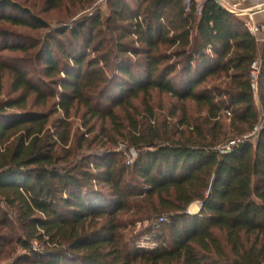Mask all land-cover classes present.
Returning a JSON list of instances; mask_svg holds the SVG:
<instances>
[{
	"label": "trees",
	"instance_id": "1",
	"mask_svg": "<svg viewBox=\"0 0 264 264\" xmlns=\"http://www.w3.org/2000/svg\"><path fill=\"white\" fill-rule=\"evenodd\" d=\"M94 1L43 5L84 10ZM196 6L108 0L106 14L46 32L29 9L0 0V12L16 13L0 22L45 31L30 47L6 49L34 51L37 80L49 84L46 93L27 71L0 64L10 78L0 101V263L264 264V129L216 150L227 130L244 136L264 116V45L213 0L200 14ZM155 92L190 101L196 113L189 119L182 107V118L157 119ZM72 112L83 132L72 133ZM125 144L137 150L130 167L115 151ZM84 148L104 151L76 161ZM152 218L141 250L124 232Z\"/></svg>",
	"mask_w": 264,
	"mask_h": 264
},
{
	"label": "rangeland",
	"instance_id": "2",
	"mask_svg": "<svg viewBox=\"0 0 264 264\" xmlns=\"http://www.w3.org/2000/svg\"><path fill=\"white\" fill-rule=\"evenodd\" d=\"M11 1L24 7L25 9H29L36 17L43 19L47 24H49V28H50V31H46V32H51V31H56L59 29H67V28L70 29V27H73V25L76 22L86 17L91 16V13L96 12V11L101 12V14H106V3L108 0H95L94 3L89 8H86L84 10H78V7L72 9V7L70 6L69 11H65L63 9L55 10V11H52V10L44 11L45 8L43 4L45 0H11ZM246 2H251L254 5V3H256V0H245V3ZM1 15L15 16L16 13L11 11V9H9L5 11L4 13L0 12V16ZM2 32H5L6 35L5 36L2 35ZM43 34H45V31H40L38 33H34V32L32 33L25 29L11 27L8 24L0 22V64H5L7 66H11V67H15V68H19L21 70L27 71L28 74L30 75V80L34 82V84H36L37 86L41 87L43 91L48 93V89L43 86V84L45 86H49L47 81H44V82L38 81L35 75L37 64L34 63V59H33L34 51H32L30 55L26 57V56H23L19 52H10L6 49V45L11 46V45L19 44V43L26 45L27 47H30L33 44H35V42L38 41L37 38L39 37L41 38ZM9 84H10L9 76L7 74H2L0 76V101L7 98V93H9ZM152 94H153V98L151 99L149 106H152L153 111L155 115L157 116V119H163L164 117L167 118V116L170 117L172 113L175 114L176 118H182L183 117V113L181 112L182 107L185 110V116L187 114V117L189 119H190V114H192L193 116L196 113L194 104H192L190 101L179 102L173 98H170L168 95L158 94L156 92ZM16 96L17 95H14L12 98ZM32 100L33 98H30L29 105H31ZM132 102L135 106H138L139 108L140 106H143L142 98L140 97L134 99ZM37 110L45 111L46 109L36 108L35 111ZM58 115L59 114L57 113L55 116L59 117ZM226 116L228 117V114H226ZM56 117H54V119ZM80 117H81V113H75V112L71 113L69 122L71 123L72 133L76 131L83 132V130H81ZM226 119L227 118H225L224 116V119L222 120L223 126L226 125L225 124L227 121ZM167 120L170 121V119H167ZM174 121L176 120L173 119L172 122ZM106 125L107 123H105V128H106ZM225 133L226 135L220 138L221 140L219 141V143L221 142V144L217 145L216 148L222 147L225 144H227V142H229L230 140L227 142H224V141L228 139L234 140V139H240L242 137V136L233 137L234 135L230 132V130H227ZM251 133L252 132L246 135L250 136ZM122 147H124V149H122ZM103 151L104 150L98 149V148L97 149L94 148L91 150L84 148L82 151L76 154L75 159L76 161H78L82 157L99 156ZM115 151L122 153L125 161H126L125 154L129 156V153L133 152L134 156H133V160L131 164L133 165V161L137 157V150L135 148H132L131 146H127L125 144V145L117 146ZM130 166H127V167H130ZM197 206H198L197 203H193L186 209L185 213L189 215L194 214L197 210ZM165 219L167 221L166 217ZM156 222H157V218H152L151 221L142 220V221L136 222L131 228L127 227L124 233L130 234L129 239L133 240V242L135 243V246L137 245V247L140 248L141 250L147 251V249L149 248L148 247L149 242L146 240L144 236L146 232H148L149 230H152L153 232L154 230H156L155 228L152 227V224H155ZM156 233L158 232L156 231ZM153 236L154 235H152V232H151V237ZM33 247L36 248L37 245L34 244ZM9 262L11 263V261ZM0 264H4V263H0Z\"/></svg>",
	"mask_w": 264,
	"mask_h": 264
},
{
	"label": "built area",
	"instance_id": "3",
	"mask_svg": "<svg viewBox=\"0 0 264 264\" xmlns=\"http://www.w3.org/2000/svg\"><path fill=\"white\" fill-rule=\"evenodd\" d=\"M191 0H186V4L188 5ZM196 3V8L198 14H200V7L201 4L206 1V0H194ZM233 1V3H232ZM245 2V0H220L221 5L230 13L235 14L238 17H247L246 20H244V27L248 31V33L254 37L255 41L259 44L264 45V23L262 24H257L254 23L251 19V14L254 13H259V12H264V0H256V5L247 9H244L241 7V3ZM258 75V66L257 63H253L250 68V81H251V86L254 91H256V79ZM258 107V111H259ZM261 112V111H259ZM264 129V116L262 112L260 113V122L258 125L253 129L252 133L250 136L244 135L240 139H234L230 140L227 142L222 147L216 148V150L220 154H225L230 151V149L234 146H237L243 142H249L254 140L257 136V134ZM124 149V147H122ZM134 153L130 152L129 156L125 154L126 161L125 164L126 166H130L132 164ZM148 242L151 241V236H144ZM147 242V243H148ZM151 245V244H150ZM149 247V246H148ZM152 247V246H151Z\"/></svg>",
	"mask_w": 264,
	"mask_h": 264
},
{
	"label": "crops",
	"instance_id": "4",
	"mask_svg": "<svg viewBox=\"0 0 264 264\" xmlns=\"http://www.w3.org/2000/svg\"><path fill=\"white\" fill-rule=\"evenodd\" d=\"M256 3H254V5L251 3V2H242L241 3V7L244 8V9H247V8H250V7H253L255 6ZM241 18L242 21L246 20L247 17H239ZM251 19L254 23H257V24H262L264 23V12H259V13H254V14H251Z\"/></svg>",
	"mask_w": 264,
	"mask_h": 264
},
{
	"label": "water",
	"instance_id": "5",
	"mask_svg": "<svg viewBox=\"0 0 264 264\" xmlns=\"http://www.w3.org/2000/svg\"><path fill=\"white\" fill-rule=\"evenodd\" d=\"M215 3H217L219 6L223 7L220 3V0H213ZM226 10V9H225Z\"/></svg>",
	"mask_w": 264,
	"mask_h": 264
}]
</instances>
